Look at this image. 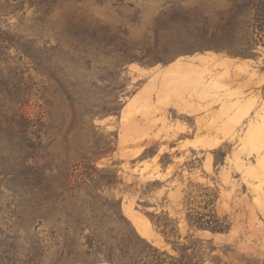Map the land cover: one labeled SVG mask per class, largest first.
<instances>
[{"label":"rangeland","instance_id":"rangeland-1","mask_svg":"<svg viewBox=\"0 0 264 264\" xmlns=\"http://www.w3.org/2000/svg\"><path fill=\"white\" fill-rule=\"evenodd\" d=\"M121 2L59 0L54 12L61 17L76 11L113 31L124 29L127 34L122 38L137 44L133 52L139 56L154 48L157 18L172 5L181 4L191 14L199 11L210 28L165 45L186 49L152 63H121L122 55L108 49L89 54L87 65L85 60L69 61V41L57 35L52 25L37 31L38 14L26 4L18 11L1 13L0 24L24 40L41 37L48 45L59 43L62 50L56 55L64 79L74 84L72 104L68 94L36 73L28 59L18 60L21 54L13 48L6 52L11 60L0 63V69L24 71L34 94L27 111L51 117L48 135L57 132L58 126L65 132L73 112L96 114L86 127L95 126L100 144L105 138L111 140L113 151L93 163L108 172L111 183L93 184L77 192L73 200L86 199L89 193L105 196L109 204L104 210L115 221L112 235L120 228L177 257L152 222L154 215L167 227L169 240L177 248L202 240L198 247L203 264H264V43L254 39L253 55L198 49L218 32L213 27L215 13L227 6V0ZM1 180L0 207L7 209L12 194ZM126 208L148 236L138 232ZM117 210L122 214L118 219L111 213ZM4 214L0 211L2 223ZM53 223L46 221L38 230L47 235ZM217 223L226 231L198 227ZM102 238L108 242L98 251L80 249L85 261L79 264H119L103 256L123 255L126 250L120 236L113 241L103 232ZM147 264L159 263L148 259Z\"/></svg>","mask_w":264,"mask_h":264},{"label":"trees","instance_id":"trees-1","mask_svg":"<svg viewBox=\"0 0 264 264\" xmlns=\"http://www.w3.org/2000/svg\"><path fill=\"white\" fill-rule=\"evenodd\" d=\"M117 2L122 3L121 0ZM58 3L59 0H0V15L18 11L26 4L34 7L38 14L37 31L43 32L48 24L52 25L54 31L58 30L57 35L62 34L69 41L66 51L69 61L85 60L87 65L89 54L108 49L122 55L119 57L121 63L131 60L152 63L178 49H186L174 50L165 45L182 37L206 33L210 28L199 11L191 14L181 4L172 5L157 18L154 48L139 56L133 52L137 44L122 38L127 34L124 29L113 31L108 25L89 20L76 11L55 17ZM215 15L213 27L218 32L198 49H224L237 55H253L254 39L264 43V0H227V6ZM48 44L41 37L24 40L0 24V63L7 64L11 59L6 52L15 49L21 54L18 60L28 59L36 73L51 80L56 90L68 94V101L72 104L74 84L64 79L61 61L56 55L62 49L59 43L55 46ZM28 80H31L30 76ZM30 91L24 71H18L16 67L8 68L7 72L0 69V179L12 194L7 209L0 207L6 217L3 223L0 222V264H79L85 261L81 248H86L88 253L107 244L108 241L102 238L103 232L113 241L120 236V243L126 250L120 257L104 255V259L111 263L147 264L150 259L159 264H203L198 247L202 240L196 239L181 249L177 248L175 242L169 240L167 227L154 215L151 216L152 222L166 242L172 244L177 257L158 250L138 235L133 237L122 233L120 228L116 235H112L115 221L108 215V209L104 210L109 203L102 194L89 193L86 199L77 197L73 200L77 192L87 190L93 184L96 187L111 183L108 172L98 169L93 160L111 153L112 141L105 138L100 144L95 126L86 127L96 114L76 112H73L65 132H60L58 126L57 132L48 135L46 130L52 129L51 117L31 115L27 111L34 100ZM125 212L132 218L138 232L148 236L127 208ZM111 213L117 219L122 217L120 210ZM49 220L54 223L48 234L43 235L38 229ZM127 226L131 227L128 222ZM198 227L212 232L227 229L222 223Z\"/></svg>","mask_w":264,"mask_h":264},{"label":"crops","instance_id":"crops-1","mask_svg":"<svg viewBox=\"0 0 264 264\" xmlns=\"http://www.w3.org/2000/svg\"><path fill=\"white\" fill-rule=\"evenodd\" d=\"M150 226V225H149ZM150 231H154L152 228H151V226H150ZM99 264H107V263H99Z\"/></svg>","mask_w":264,"mask_h":264}]
</instances>
